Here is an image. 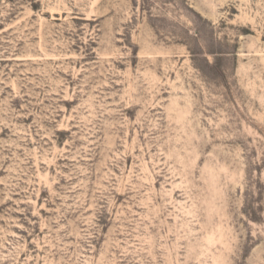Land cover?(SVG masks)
Returning a JSON list of instances; mask_svg holds the SVG:
<instances>
[{"label":"rangeland","instance_id":"1","mask_svg":"<svg viewBox=\"0 0 264 264\" xmlns=\"http://www.w3.org/2000/svg\"><path fill=\"white\" fill-rule=\"evenodd\" d=\"M0 264H264V0H0Z\"/></svg>","mask_w":264,"mask_h":264}]
</instances>
